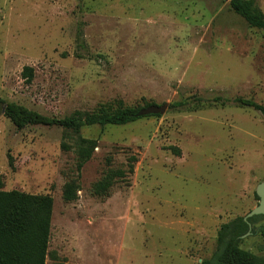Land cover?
<instances>
[{"label": "rangeland", "instance_id": "rangeland-1", "mask_svg": "<svg viewBox=\"0 0 264 264\" xmlns=\"http://www.w3.org/2000/svg\"><path fill=\"white\" fill-rule=\"evenodd\" d=\"M230 1L0 0V99L59 119L168 108L82 128L98 147L80 173L77 135L0 118V190L54 199L46 264H201L257 207L264 115L235 100L264 107V33ZM241 247L264 257V233Z\"/></svg>", "mask_w": 264, "mask_h": 264}, {"label": "trees", "instance_id": "trees-1", "mask_svg": "<svg viewBox=\"0 0 264 264\" xmlns=\"http://www.w3.org/2000/svg\"><path fill=\"white\" fill-rule=\"evenodd\" d=\"M230 8L243 18L250 28L264 33V12L257 6L255 0H231ZM203 102L202 99H194L192 103L179 101L172 103L169 108L175 111L187 110L191 106L201 108ZM213 102L226 104V101L220 98L214 99ZM235 102L243 108H252L264 115V107L254 101L236 99ZM150 106L153 105L148 107ZM144 109L146 108L123 106L113 108L111 105H101L92 113L76 112L72 116L59 119L44 116L23 105L0 99V118L9 119L18 130L33 126L59 127L77 135L75 149L78 157V173L92 158L98 147L96 140L85 139L79 135L82 128L126 126L146 117L141 115ZM63 147L68 149L67 145ZM131 160L130 166L134 163V159ZM108 185L109 182L102 183L97 189L105 191ZM255 197L259 201L256 194ZM53 207L54 199L48 195L0 190V264H46ZM263 220L264 216H255L247 223L244 217H238L223 224L217 234L216 250L201 264H264V257L256 256L241 247L243 237L250 232V225L252 235L264 233V227L256 228V225Z\"/></svg>", "mask_w": 264, "mask_h": 264}, {"label": "water", "instance_id": "water-1", "mask_svg": "<svg viewBox=\"0 0 264 264\" xmlns=\"http://www.w3.org/2000/svg\"><path fill=\"white\" fill-rule=\"evenodd\" d=\"M167 106H150L141 111L142 116H149V115H156V114H164L167 111ZM256 195L259 198V203L257 207H255L249 214L244 217V221L248 223L249 219L255 216H264V181L258 185L256 188ZM251 225H250V232L244 236L246 238L251 235Z\"/></svg>", "mask_w": 264, "mask_h": 264}]
</instances>
